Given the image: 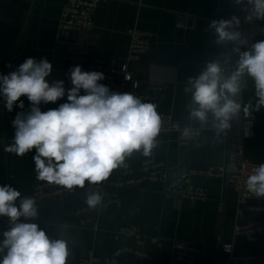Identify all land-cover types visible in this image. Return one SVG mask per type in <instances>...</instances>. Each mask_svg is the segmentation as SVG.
Wrapping results in <instances>:
<instances>
[{"label":"crops","instance_id":"1","mask_svg":"<svg viewBox=\"0 0 264 264\" xmlns=\"http://www.w3.org/2000/svg\"><path fill=\"white\" fill-rule=\"evenodd\" d=\"M68 0H0V74L14 71L27 58H47L53 70L46 79L49 83L62 80L65 96L55 103L41 104V111L58 108L67 102V90L73 85L69 69L83 63L56 58L53 55L58 40L84 42L92 55L107 59H123L130 47L129 30L137 28L150 35V49L134 68V78L142 86L147 83L163 84L166 90L161 110L171 114L181 125L197 126L199 121L188 119L187 105L191 96L184 91L186 80L198 74L207 62L218 58L220 47L215 42L209 24L214 20H230V0H118L100 4L92 31H66L60 27L61 15ZM246 3V0H245ZM244 11V37L251 43L264 40V20L248 21ZM244 50H246L244 48ZM98 72V71H96ZM98 83L101 84V81ZM254 82L249 77L245 104H255ZM81 94H84L81 90ZM24 109L14 105L9 112L0 96V186L11 185L21 192V198L30 197L38 180L33 162L35 150L18 156L6 152L15 129L12 121L21 112L30 109L26 96L20 98ZM19 101H17V105ZM245 114V113H244ZM209 117H212L209 114ZM255 123L254 137L245 144L247 156L257 164L264 163V107L247 116ZM145 160L164 162L168 167V180L173 181L191 169L206 170L227 164L225 141L209 140L200 146H183L175 133L159 135L150 156L142 151L127 157L124 166L114 170L102 184L109 185L130 171L140 177ZM195 186L209 191L207 201L176 200L165 193L164 182L144 181L139 187L120 190L121 203L106 210L98 220V229L92 222L81 225L80 219L65 216L68 207L88 206L86 197L96 192L85 183L76 187L74 194L63 200L38 206V218L20 222H34L46 231L51 239L68 241L70 255L67 264H77L79 257L92 252L101 257H113L120 264H129L132 257L127 249L135 246L132 237L115 238L122 226L137 225L145 236L142 249L168 264L173 258L176 240H182L206 251L198 264H221L229 256L223 245H233L234 264H264L263 236L247 239L234 235L237 223L247 224L264 219L259 212L246 211L237 218V198L221 178L193 175ZM19 206V198L16 201ZM11 224L7 216H0V242ZM158 237L159 245L151 242ZM117 251L120 252L117 255ZM3 254H0L2 259Z\"/></svg>","mask_w":264,"mask_h":264},{"label":"clouds","instance_id":"2","mask_svg":"<svg viewBox=\"0 0 264 264\" xmlns=\"http://www.w3.org/2000/svg\"><path fill=\"white\" fill-rule=\"evenodd\" d=\"M236 3L247 12L246 20H264V0L246 3L236 0ZM239 26L236 16L209 24L216 44L231 45L232 52L238 54L235 69L225 76L222 61L210 60L198 74L186 80L184 87L191 96L186 106L188 119L204 123L211 114L218 142L220 135L230 129V121L242 110L236 97L241 92L243 77H251L255 87V104L249 101L243 105L245 116L264 107V40L250 44L238 31ZM223 62L227 63V59ZM52 70L47 58L37 61L30 57L7 75L0 74V96L9 112L14 105L24 109L22 96L30 102L29 111L19 112L12 121L15 134L4 150L23 156L34 149L38 180L69 190L83 188L86 182L100 184L107 180L134 152L151 155L161 129L155 104L130 92L112 91L98 83L105 79L103 73L82 71L77 65L69 69L73 87L67 90V102L41 111V104L55 103L66 94L64 81L49 83L46 79ZM198 134L199 130L190 125L182 132L184 137ZM245 186L252 195L264 197V163L253 169ZM101 201L100 193L92 192L85 202L96 207ZM38 215L34 197L21 198V192L11 185L0 186V216H7L11 224L0 242L3 254L0 264H67L70 255L67 240L51 239L37 223L20 222L21 217L32 221Z\"/></svg>","mask_w":264,"mask_h":264},{"label":"built area","instance_id":"3","mask_svg":"<svg viewBox=\"0 0 264 264\" xmlns=\"http://www.w3.org/2000/svg\"><path fill=\"white\" fill-rule=\"evenodd\" d=\"M118 0H68L64 7L60 20V27L66 31H92L95 28V17L100 4ZM231 18L236 16L240 20L238 31L243 33L244 10L243 6L230 0ZM230 18V19H231ZM131 43L126 56L123 59H107L102 56L92 55L89 47L84 42L58 40L53 50L56 58L66 61L86 64L88 69L104 74L105 79L101 84L108 86L112 91L120 93L130 92L139 97L144 102H150L157 106V112L161 117L160 133H175L179 137V143L183 146H200L206 141L217 140L216 130L213 128V118L209 117L204 123L199 122L192 129H198V135L184 137L182 135L184 127L171 114L161 110L166 86L163 84L147 83L142 86L134 78V68L142 60L143 56L150 49V35L137 29L129 30ZM244 35V33H243ZM218 45V44H217ZM220 51L218 58L221 62L222 73L227 76L236 67L238 54L232 52L231 45H218ZM244 51V48L241 49ZM227 59V63H224ZM249 77L245 76L241 80V92L236 97L242 105L239 115L230 121L231 127L220 135L219 140H223L227 146V164L220 167H210L206 170L191 169L189 172L180 175L173 181L168 180V167L164 162L145 160L140 167V177L132 176V172L123 173L121 179L107 184H90L89 187L100 193L102 201L96 207L78 206L67 208L65 216L80 219L81 225L92 222L93 228L98 229L100 216L110 208H117L121 203L120 190L133 189L139 187L144 181H158L166 184L165 193L176 200L189 198L191 201H207L209 191L205 187L195 186L191 183V176L203 175L208 178H221L237 198V218L244 216L246 211L259 212L264 215V197H256L249 193L245 186V181L252 174L253 169L259 164L254 163L246 153L245 144L254 137L255 123L248 119L243 112L245 105V93L248 89ZM113 189V190H112ZM76 187L69 190L63 186L45 181H37L33 185L30 197H34L36 204L44 206L52 202L60 201L74 194ZM235 236H243L253 239L256 236H263L264 239V219L247 224L237 223L234 227ZM121 236L132 237L135 246L127 251L132 257L129 264H166L155 256L142 249L146 242L145 236L141 233L137 225L123 226L115 232V238ZM151 242L159 245V238H151ZM224 253L229 256L222 259L221 264H234L233 245L225 244L222 247ZM206 251L192 246L191 244L176 240L173 246V258L168 264H198L199 259L205 255ZM264 257V248H263ZM77 264H120L113 257H101L92 252L80 256Z\"/></svg>","mask_w":264,"mask_h":264},{"label":"trees","instance_id":"4","mask_svg":"<svg viewBox=\"0 0 264 264\" xmlns=\"http://www.w3.org/2000/svg\"><path fill=\"white\" fill-rule=\"evenodd\" d=\"M112 190H113V189H112ZM76 207H78V206H76ZM68 208H72V207H68ZM66 210H67V209H66ZM66 210H65V211H66ZM122 227H123V226H122ZM79 258H80V257H79Z\"/></svg>","mask_w":264,"mask_h":264}]
</instances>
